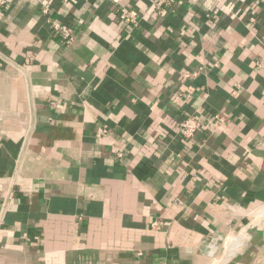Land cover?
<instances>
[{"label":"crops","instance_id":"1","mask_svg":"<svg viewBox=\"0 0 264 264\" xmlns=\"http://www.w3.org/2000/svg\"><path fill=\"white\" fill-rule=\"evenodd\" d=\"M0 264H264V0H0Z\"/></svg>","mask_w":264,"mask_h":264},{"label":"built area","instance_id":"2","mask_svg":"<svg viewBox=\"0 0 264 264\" xmlns=\"http://www.w3.org/2000/svg\"><path fill=\"white\" fill-rule=\"evenodd\" d=\"M151 4L155 6L157 11L159 13H165L169 5L171 4V0H149ZM263 1V0H261ZM47 10V9H46ZM138 10L136 8H130L129 10L122 11L120 13V18L127 20L131 23H136L138 20ZM53 27L56 30L64 31L66 33L70 34V40L74 39V33L73 29L59 24V23H53ZM199 70H195L193 72H183L182 78L187 79L189 77L197 75ZM213 118L217 120L219 123H223L225 121V115L222 113H216L214 114ZM205 125L204 121H202L198 116L195 115H187L183 117L181 120L177 123V130L179 134L186 140H190L193 138L195 133L202 129ZM14 193L13 191H10L7 195V199L13 198ZM250 234L246 228L238 232L236 236H234L229 241H226V260H228L229 257H233L242 247L246 244L247 240H249ZM237 244V246H235ZM235 247V248H234Z\"/></svg>","mask_w":264,"mask_h":264},{"label":"rangeland","instance_id":"3","mask_svg":"<svg viewBox=\"0 0 264 264\" xmlns=\"http://www.w3.org/2000/svg\"><path fill=\"white\" fill-rule=\"evenodd\" d=\"M236 257V255L234 257H229L228 260H232ZM263 259V258H262Z\"/></svg>","mask_w":264,"mask_h":264},{"label":"bare ground","instance_id":"4","mask_svg":"<svg viewBox=\"0 0 264 264\" xmlns=\"http://www.w3.org/2000/svg\"><path fill=\"white\" fill-rule=\"evenodd\" d=\"M235 246H237V244H236ZM234 248H235V247H234Z\"/></svg>","mask_w":264,"mask_h":264}]
</instances>
